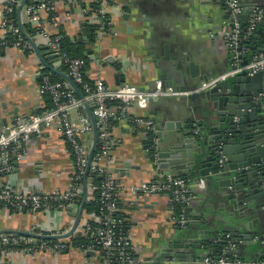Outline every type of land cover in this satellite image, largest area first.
Wrapping results in <instances>:
<instances>
[{"label":"crops","instance_id":"1","mask_svg":"<svg viewBox=\"0 0 264 264\" xmlns=\"http://www.w3.org/2000/svg\"><path fill=\"white\" fill-rule=\"evenodd\" d=\"M259 1L264 3V0H241V3L245 7H251ZM4 5V0H0V16ZM115 5L118 9L111 8L109 13V33L103 34L99 39L95 36L92 45L88 40L89 24L79 17L77 7L59 4L56 11L57 23L45 26L49 33L68 36L70 41L76 40L86 47L88 65L85 77L88 80L100 78L108 85L116 86L114 77L118 74L125 77L124 83L140 91H152L159 73L156 62H161L166 51L170 55L169 61L177 56H189L190 60L199 65L198 76L207 73L214 78L230 69L231 60L224 36L231 28L220 18L223 14L221 6L212 8L214 15L208 7L200 6L197 0H115ZM20 18L22 25L28 24L23 10ZM81 23H86L84 34L81 32ZM261 32L264 34V28H261ZM27 36L37 47L48 45L37 33ZM263 41L264 38H258L256 46L261 47ZM46 64L67 75L57 60L47 59ZM114 65L119 66L118 71ZM44 74L51 77L50 74L54 73L40 63L29 48L5 47L0 50V127L16 118L36 114L50 107L49 97L39 90V79ZM55 76L61 78L56 74ZM62 82L65 83L64 80ZM180 98L161 97L150 101L146 110L131 106L128 113L152 119L159 130L166 122L187 118L185 110L194 112L192 101ZM112 124L111 132L115 142L112 153L116 159L113 171L123 169V162H128L132 167L127 174L124 170L114 173L120 187L119 208L126 219L135 253L145 264H150L158 247L174 237L176 232L183 230L176 229L169 221L170 200L167 196L146 197L130 193V186L150 181L154 176L150 160L146 158L148 150L145 142L148 137L133 130L127 120H116ZM169 134L170 132L164 133ZM91 139L92 135H83L82 144L89 147ZM26 147L25 158L15 165L12 173L1 177V184L16 192L31 190L40 194L56 188L65 189L73 166L72 157L60 134L52 128H45L29 139ZM173 174L180 176V173ZM190 180L199 200H194L191 204L189 216L193 220L199 218L201 223L206 222L212 234L224 228L228 230V211L222 200L213 195L212 190L208 191L207 182L200 186ZM87 182V202L81 220L93 222L97 217L96 211L86 212V207L93 202L94 196L89 189V180ZM77 210L78 207L73 205L72 214L75 215ZM73 221V216H68L67 213L62 216L55 210L35 215L26 210L4 211L0 212V231L32 233L39 229L43 234H57L69 230ZM203 251L195 252L202 254ZM48 259L46 256L32 259L20 251H12L2 260V264H47ZM58 261L64 264H100L94 259L82 258L72 248L62 254ZM173 264L187 263L185 260L174 259Z\"/></svg>","mask_w":264,"mask_h":264},{"label":"built area","instance_id":"2","mask_svg":"<svg viewBox=\"0 0 264 264\" xmlns=\"http://www.w3.org/2000/svg\"><path fill=\"white\" fill-rule=\"evenodd\" d=\"M221 1L232 18L242 13L241 0ZM4 2V10L0 16V50L5 47L29 48L12 18L16 14L20 0H4ZM27 3L22 8L26 21L46 40L55 55V60L66 69L67 76L73 84L80 87L83 98L80 99L66 82L52 81L48 75H44L40 79L39 90L49 97L50 108L16 118L0 127V179L12 173L15 165L25 158L30 137L39 134L45 128H52L60 134L72 157L73 166L65 189L56 188L44 194L31 190L16 192L5 188L0 181V212L26 210L35 215L47 210H55L63 216L67 213L66 208L73 206L74 197L80 194L82 189L90 148L82 144L81 138L83 135H92L90 121L84 109V103H87L95 118L98 134L96 150L87 175V181L94 179V182L89 184V189L94 194L92 200L96 205L97 217L93 222L81 220L72 238H83L86 243L72 249L82 258L94 259L100 264H145L146 262L132 247L126 219L119 208L120 187L113 172L116 159L112 153L115 143L111 132L112 122L127 120L133 130L150 139L148 152L154 166V176L150 181L130 186L128 188L130 193L146 197L167 196L170 200L169 221L176 229L185 230L192 221L187 212L197 197L192 181L188 177L158 169L157 125L150 118L131 116L128 110L131 106L146 110L150 101L161 97H186L192 93L208 90L242 72H246L248 76L264 72V51L254 54L246 65H241L242 57L249 51L245 43L252 37L264 17V7L252 9L244 31H240L238 22H235L234 28L224 36L225 47L231 60L228 72L201 83L194 90L174 92L171 88H163L162 83L156 81L154 89L145 92L126 83L110 86L100 78L87 81L86 62L64 52L61 49V36L49 33L45 27L46 24L57 23L56 11L59 4L77 7L79 17L95 27V36L99 39L103 34L109 33L110 10L118 9L115 0H27ZM88 3L95 4L96 8H89L86 5ZM66 15L69 16L68 13ZM259 96L264 94L260 93ZM223 162L224 159L219 158L218 164L222 165ZM97 176H100V180H95ZM199 185L203 186V183ZM175 207H179L177 214L174 212ZM66 232L68 230L44 235H61ZM231 237V233L224 235L227 241H230ZM67 239L39 240L25 236L0 235V264L12 251H20L32 259L46 256L58 260L62 254L71 249L66 243ZM234 251V245L229 249L223 247L218 257L215 259L207 257L203 262L204 264H264V259L242 262ZM86 252H94L95 257H86Z\"/></svg>","mask_w":264,"mask_h":264},{"label":"water","instance_id":"3","mask_svg":"<svg viewBox=\"0 0 264 264\" xmlns=\"http://www.w3.org/2000/svg\"><path fill=\"white\" fill-rule=\"evenodd\" d=\"M197 2L209 10L214 6H221L223 14L220 18L226 21L231 29L234 28L235 22H238L240 31L245 30L252 9L264 7V3L260 1L258 5L251 7L241 5L242 13L232 18L221 1L197 0ZM26 3L27 0H20L16 8V19L18 29L28 43L29 49L35 53L40 63L50 72L60 76L82 99L83 95L66 74L46 64L47 59H55L50 46L37 47L24 33L20 15ZM261 28H264V17L252 37L245 43L249 51L242 57V66L246 65L254 54L264 51V41L261 47L256 46L257 39L264 38ZM85 31L86 23H81V32L84 34ZM167 52L161 62H156L159 70L157 81L162 83L163 88H171L174 92L194 90L213 76L207 73L198 76L199 65L190 60L189 56H177L169 61L170 55ZM114 68L116 71L119 70L118 65H114ZM114 79L116 86L125 82V77L118 74ZM260 93L264 94V72L253 76H248L246 72L239 73L208 90L181 97L180 100L192 101L194 112L191 113V110L187 109L184 111L188 114L187 118L182 121L166 122L158 130L159 141L156 146L158 169L172 174L180 173V176H186L196 184L207 182L208 191L212 190L211 193L219 197L223 206L227 207L230 226L228 230L224 228L212 234L206 222L201 223L199 218L192 219L185 230L176 232L174 237L158 247L150 264H173L174 259L185 260L187 264H204L205 258L215 259L223 247L229 249L231 245L235 246L234 252L242 262L264 259V96H259ZM84 109L92 128V141L87 155L82 193L76 195L73 201V205L78 207L77 213L72 214V206L66 208L67 215L74 217L71 228L65 234L53 236L44 235L39 229L32 233L0 231V235L11 234L39 240L72 237L81 222L87 202V175L98 138L95 118L87 103H84ZM165 132L170 134L164 135ZM146 158L150 160L153 168L148 152ZM219 158L224 159L222 165L218 164ZM122 168L113 172L119 173L124 170L127 174L132 169L128 162H123ZM95 180H100V176ZM89 182L93 183L94 179L91 178ZM190 210L192 209L189 208L188 211ZM227 232L232 235L230 241L224 239ZM201 250H204L202 254L195 252ZM85 256L95 257V253L86 252Z\"/></svg>","mask_w":264,"mask_h":264},{"label":"trees","instance_id":"4","mask_svg":"<svg viewBox=\"0 0 264 264\" xmlns=\"http://www.w3.org/2000/svg\"><path fill=\"white\" fill-rule=\"evenodd\" d=\"M86 5H88V7L91 8V9L96 8V5L93 4V3H88ZM12 18H13L15 24L17 25L16 14H14L12 16ZM22 26H23V31H24V33L26 35L27 34L31 35L33 32L36 33L35 29L32 28V26L30 24H24ZM20 34L23 36L21 31H20ZM88 40H89L90 45H92L94 43V40H95V27L94 26H90V25L88 26ZM61 49L64 52H66L71 57L83 59L86 62V67H87V65H88V57L86 56V47L82 43H78V42H76V40L75 41H70L68 36H62L61 37ZM86 67H85V69H86ZM62 70L65 71L66 69L64 68ZM44 75H46V74H44ZM44 75H42V76H44ZM42 76H41V78H42ZM50 76H51L50 79L52 81H63L61 78H58L57 76H55V74H50ZM85 79L87 81H90L86 77H85ZM76 87L80 91V87L79 86H76ZM49 102H50V99H49ZM49 106H51V105H49ZM145 146H146V149L149 150V148H150V139H148L145 142ZM182 177L187 178L186 176H182ZM93 210L96 211V205H95L94 202H91L86 207V212L89 213V212H91ZM178 211H179V207H175V211H174L175 214H177ZM187 214L189 215V211L187 212ZM190 218L192 219V217H190ZM227 233H230V232H227ZM66 243H67V245H69L70 248H76V247H79L80 245H83V244L85 245L86 242H85V239H83V238H80V237L79 238L78 237L72 238L71 237V238H68L66 240Z\"/></svg>","mask_w":264,"mask_h":264},{"label":"rangeland","instance_id":"5","mask_svg":"<svg viewBox=\"0 0 264 264\" xmlns=\"http://www.w3.org/2000/svg\"><path fill=\"white\" fill-rule=\"evenodd\" d=\"M47 264H64V263L61 262V261H58V260H55V259H51V258H49V259L47 260Z\"/></svg>","mask_w":264,"mask_h":264}]
</instances>
